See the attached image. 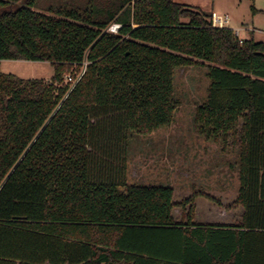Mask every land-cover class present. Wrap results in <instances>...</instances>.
Segmentation results:
<instances>
[{
  "label": "trees",
  "instance_id": "1",
  "mask_svg": "<svg viewBox=\"0 0 264 264\" xmlns=\"http://www.w3.org/2000/svg\"><path fill=\"white\" fill-rule=\"evenodd\" d=\"M9 59L55 74L0 70V264H264L263 41L175 0H0ZM192 66L196 125L236 147L238 223L195 221L191 198L176 220L172 185L127 183L130 136L172 123Z\"/></svg>",
  "mask_w": 264,
  "mask_h": 264
},
{
  "label": "rangeland",
  "instance_id": "2",
  "mask_svg": "<svg viewBox=\"0 0 264 264\" xmlns=\"http://www.w3.org/2000/svg\"><path fill=\"white\" fill-rule=\"evenodd\" d=\"M186 2L192 6L202 4L206 12L213 5L219 13L227 10L230 28L242 26L240 22L248 20L259 31L248 32L250 38L264 41V0ZM240 34L247 35L243 30ZM0 70L25 79L50 80L55 74L54 65L48 61L3 60ZM208 85L204 66L175 70V89L180 105L171 124L150 134L133 133L130 136L127 183L172 185L176 220L185 218L191 204L183 206V202L191 198L195 221L234 224L241 220L243 212L242 207L235 204L239 189L238 170L230 166L237 159L236 147L232 140L224 148L221 142L207 139L195 122L197 106L206 99Z\"/></svg>",
  "mask_w": 264,
  "mask_h": 264
},
{
  "label": "built area",
  "instance_id": "3",
  "mask_svg": "<svg viewBox=\"0 0 264 264\" xmlns=\"http://www.w3.org/2000/svg\"><path fill=\"white\" fill-rule=\"evenodd\" d=\"M229 20H230V16L226 13L223 14V13H219L217 11H213L211 13V23H212L213 27H228ZM120 27H121L120 24L115 23V24L110 26L109 30L112 32H118ZM234 33H235V35H237L239 37V35H238L239 30L238 29L234 30ZM83 72H84V70H83ZM83 72H82V74H83ZM68 79L71 80L72 78L69 76ZM77 80L75 81V83L77 82Z\"/></svg>",
  "mask_w": 264,
  "mask_h": 264
},
{
  "label": "crops",
  "instance_id": "4",
  "mask_svg": "<svg viewBox=\"0 0 264 264\" xmlns=\"http://www.w3.org/2000/svg\"><path fill=\"white\" fill-rule=\"evenodd\" d=\"M175 1H177V2H180V3H184V4H187V5H190L189 3H187L186 2V0H180V1H178V0H175ZM240 2H241V0H239ZM215 2V1H214ZM202 5V4H201ZM201 5H193L194 7H198V8H200V9H202L203 10V6H201ZM192 6V5H191ZM209 12H213V11H215V6L213 5L212 6V8L211 9H209L208 10ZM221 13H226V14H228L229 16H230V14H229V12L227 11V10H224L223 12H221ZM240 24L242 25V26H237L235 29L234 28H232L233 30H239V37L241 38V39H250V36L248 35V32H252V33H256V32H259L258 31V29L256 28V27H254V25H250V23H249V21L248 20H246V21H243V22H240ZM241 30H243V31H245L246 32V34L247 35H245V36H242L240 33H241ZM255 35V34H254ZM253 38H255V37H253ZM255 40H256V38H255ZM258 41V40H257ZM264 42V41H263Z\"/></svg>",
  "mask_w": 264,
  "mask_h": 264
}]
</instances>
